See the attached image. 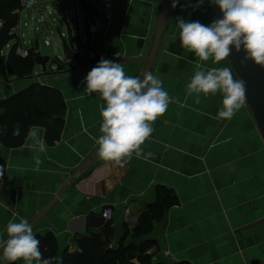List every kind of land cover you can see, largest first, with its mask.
I'll list each match as a JSON object with an SVG mask.
<instances>
[{
	"label": "crops",
	"instance_id": "1",
	"mask_svg": "<svg viewBox=\"0 0 264 264\" xmlns=\"http://www.w3.org/2000/svg\"><path fill=\"white\" fill-rule=\"evenodd\" d=\"M111 1L113 14L106 28L91 35L84 23L87 13L80 0H74L86 28L83 52L73 42L83 58L78 64L65 59L62 52V69L42 71L35 64L30 75L21 77L0 68V99L38 82L59 90L65 103L60 137L52 145L45 142L44 151L29 137L35 129L44 140L41 126H32L18 147L4 146L0 132V237L7 238L9 221H29L56 199L32 227L41 250L46 233L52 235L59 252L78 250L77 237L95 233L106 223L101 217L106 206L113 210L110 223L116 245L123 223L131 230L156 200L157 191L165 189L176 202L144 237L152 240L147 253L153 261L264 264V139L246 103L231 119H220L222 94H200L197 103L195 94L187 91L196 71L231 67L227 60L220 64L199 61L181 47L176 17L211 23L203 6L196 7L197 0H179L172 8L162 47L150 70L173 98L142 145L145 154L154 155L148 160L133 156L123 168L97 156L98 146L90 137L100 135L104 101L98 93L86 94L84 78L101 57L121 63L127 75L141 78L159 12L158 0ZM61 3L53 4L56 13ZM18 25L16 39L27 49L38 50L37 38L28 45L22 42L20 19ZM75 30L79 33L78 25ZM60 36L63 39V33ZM69 40L72 43L71 34ZM15 42L9 41L2 50L4 65ZM36 157L42 161L39 170ZM130 240L129 235L125 241ZM0 264H9L2 252Z\"/></svg>",
	"mask_w": 264,
	"mask_h": 264
},
{
	"label": "clouds",
	"instance_id": "2",
	"mask_svg": "<svg viewBox=\"0 0 264 264\" xmlns=\"http://www.w3.org/2000/svg\"><path fill=\"white\" fill-rule=\"evenodd\" d=\"M204 0H197L196 7ZM222 17L205 25L199 21H188L176 17L181 47L194 53L199 61H212L220 64L228 60L233 50L244 56L243 65L252 61L264 68V0H211ZM179 0H173L177 7ZM118 55V53H117ZM141 79L127 75L122 64L101 57L84 78V91L88 95L98 93L103 104L100 105V124L98 137H90L98 146L97 156L115 166L125 167L135 156L148 160L154 154L144 153L142 145L154 131V122L168 109L173 98L164 90L162 81L151 71H146ZM188 94H195L199 103L200 94L204 96L222 94V107L218 118L231 119L247 101L245 81L234 76L231 67H212L207 71L198 70L187 84ZM20 135L19 124L13 130ZM29 137L45 149V141L35 129ZM42 161L36 157L37 169ZM3 168H0V177ZM7 238L0 237V250L5 261L15 264H62L61 257L45 258L41 242L33 233L30 223L21 219L9 221L6 225Z\"/></svg>",
	"mask_w": 264,
	"mask_h": 264
},
{
	"label": "trees",
	"instance_id": "3",
	"mask_svg": "<svg viewBox=\"0 0 264 264\" xmlns=\"http://www.w3.org/2000/svg\"><path fill=\"white\" fill-rule=\"evenodd\" d=\"M80 2L87 14L92 12L88 0ZM21 9L20 0H0V19L3 21L0 29V68L13 76L24 77L30 75L35 65L33 48L29 49L26 57H21L14 52L15 42L9 51L6 65L2 57L4 47L16 37L10 35L9 30L18 24ZM68 44L63 42L65 59L76 63L82 60L79 53ZM87 62L92 61H85ZM64 113L65 103L59 90L42 86L38 82L32 83L25 89L0 99L1 142L7 147H18L24 143L32 126H41L44 128L45 142L52 145L60 137ZM17 124L20 126V135L14 136L13 130ZM175 202L176 198L170 191L158 190L156 200L148 204L131 230L123 223V231L116 245H113V227L110 222H106L97 232L77 237L75 241L78 250L75 251H68L66 248L59 252L52 235L46 233L42 236L45 249L41 251L45 258L61 257L62 264H167L151 259L147 250L152 240L144 237L152 230L154 222L159 221ZM129 235L131 240L126 242Z\"/></svg>",
	"mask_w": 264,
	"mask_h": 264
},
{
	"label": "water",
	"instance_id": "4",
	"mask_svg": "<svg viewBox=\"0 0 264 264\" xmlns=\"http://www.w3.org/2000/svg\"><path fill=\"white\" fill-rule=\"evenodd\" d=\"M172 3L173 0H158V17L154 28L151 45L147 55L145 56V66L143 73L151 70L162 47V40L164 38V33L167 29L168 21L173 8ZM202 6L211 22L222 17V13L220 12L219 8L213 4L211 0H204ZM244 55L245 54L243 50L240 53H236L235 50H233L232 55L227 61L229 62L234 75L245 81L247 89L246 105L252 114L262 139H264V68L255 65L250 60L242 65L241 59ZM33 60L36 65L40 66L42 71H46L47 68L51 69L53 66H55L56 69L64 68V66L59 63L57 56L56 58L51 59L47 55L40 54L38 50L34 51ZM142 78L143 75L141 76V79ZM55 201L56 199L51 200L32 219L28 221L32 227L49 212ZM1 252L2 250H0V253Z\"/></svg>",
	"mask_w": 264,
	"mask_h": 264
},
{
	"label": "rangeland",
	"instance_id": "5",
	"mask_svg": "<svg viewBox=\"0 0 264 264\" xmlns=\"http://www.w3.org/2000/svg\"><path fill=\"white\" fill-rule=\"evenodd\" d=\"M56 1L35 0L32 8L23 10L20 17V34L22 42L27 45L31 39L37 38L40 54L47 55L51 59L57 56L59 60H62L64 41L73 48L75 45L76 50L83 52L81 42L86 43L84 40L86 28L83 23V13L78 5L75 7L74 0H62L60 13H56L53 7ZM48 11L51 13L48 14ZM76 25L79 26V33L75 30ZM62 33L63 39L60 36ZM70 34L73 39L72 43L69 40ZM46 40L49 41V45L45 44Z\"/></svg>",
	"mask_w": 264,
	"mask_h": 264
},
{
	"label": "built area",
	"instance_id": "6",
	"mask_svg": "<svg viewBox=\"0 0 264 264\" xmlns=\"http://www.w3.org/2000/svg\"><path fill=\"white\" fill-rule=\"evenodd\" d=\"M20 1H21L22 9L19 11V13L22 10H29L30 8H32V5L35 4V0H20ZM88 3L92 7V12L86 15L84 23L86 25L87 32L91 35H95L106 28L113 14V5L111 0H88ZM2 27H3V21L0 19V29ZM18 28H19L18 24L12 27L9 30V34L17 37ZM16 37L15 39H13L17 43L14 48V52L21 57H26L28 55L29 49L23 46L20 43L19 39H16ZM45 43L49 44L48 41H45ZM0 132H1V128H0ZM126 213H129L128 208H126ZM101 217L105 222H110L113 217L112 208L110 206H106L102 211Z\"/></svg>",
	"mask_w": 264,
	"mask_h": 264
}]
</instances>
